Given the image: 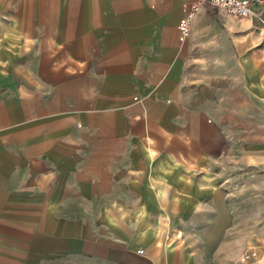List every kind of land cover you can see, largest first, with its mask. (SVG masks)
<instances>
[{
    "label": "crops",
    "instance_id": "crops-1",
    "mask_svg": "<svg viewBox=\"0 0 264 264\" xmlns=\"http://www.w3.org/2000/svg\"><path fill=\"white\" fill-rule=\"evenodd\" d=\"M0 0V264L264 258V10Z\"/></svg>",
    "mask_w": 264,
    "mask_h": 264
},
{
    "label": "built area",
    "instance_id": "built-area-1",
    "mask_svg": "<svg viewBox=\"0 0 264 264\" xmlns=\"http://www.w3.org/2000/svg\"><path fill=\"white\" fill-rule=\"evenodd\" d=\"M182 4L183 15L178 30L179 35L183 38L188 36L193 16L203 5L209 4L217 12L237 20L257 17L258 12L264 10V0H195L192 4L186 2ZM257 259L258 253L254 250H248L240 257L239 261L241 264H258Z\"/></svg>",
    "mask_w": 264,
    "mask_h": 264
},
{
    "label": "rangeland",
    "instance_id": "rangeland-1",
    "mask_svg": "<svg viewBox=\"0 0 264 264\" xmlns=\"http://www.w3.org/2000/svg\"><path fill=\"white\" fill-rule=\"evenodd\" d=\"M260 258H261V255L259 254V255H258V259H257V263H258V264L261 262V259H260Z\"/></svg>",
    "mask_w": 264,
    "mask_h": 264
},
{
    "label": "water",
    "instance_id": "water-1",
    "mask_svg": "<svg viewBox=\"0 0 264 264\" xmlns=\"http://www.w3.org/2000/svg\"><path fill=\"white\" fill-rule=\"evenodd\" d=\"M259 264H264V258L262 259V261Z\"/></svg>",
    "mask_w": 264,
    "mask_h": 264
}]
</instances>
